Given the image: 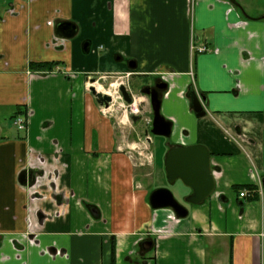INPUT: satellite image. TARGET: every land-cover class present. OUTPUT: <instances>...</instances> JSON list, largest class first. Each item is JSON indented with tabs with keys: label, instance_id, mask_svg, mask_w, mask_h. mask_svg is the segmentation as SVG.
Wrapping results in <instances>:
<instances>
[{
	"label": "crops",
	"instance_id": "1",
	"mask_svg": "<svg viewBox=\"0 0 264 264\" xmlns=\"http://www.w3.org/2000/svg\"><path fill=\"white\" fill-rule=\"evenodd\" d=\"M95 75L166 84L178 138L162 164L151 145L158 181L116 137ZM0 119V264H264V0H0ZM193 143L214 192L191 204L177 180L187 215L152 208L167 150Z\"/></svg>",
	"mask_w": 264,
	"mask_h": 264
},
{
	"label": "water",
	"instance_id": "2",
	"mask_svg": "<svg viewBox=\"0 0 264 264\" xmlns=\"http://www.w3.org/2000/svg\"><path fill=\"white\" fill-rule=\"evenodd\" d=\"M56 32L63 37H71L75 33V25L71 22H61L56 26ZM130 67H134L130 64ZM90 79V83H94ZM165 83H156L153 87L145 85L141 92L149 96L152 109V119L150 132L152 135L169 137L171 134V121L167 120L161 113V99L159 89H164ZM89 90L100 105L108 106L112 97L107 93L97 92L91 85ZM119 91L123 99L130 103L132 97L127 91L125 85L120 84ZM190 105L196 117L205 115L203 102L205 97L199 96L193 89L188 93ZM211 153L208 148L201 143L172 145L166 152L164 158V173L169 183L179 180L183 185L191 189V194L186 201L191 204H201L207 199L215 189V181L212 175L210 165ZM264 180V179H263ZM149 203L152 208H171L178 216L187 215V209L180 204L173 193L165 188L154 189L149 196ZM95 214V210H91ZM143 249H149L152 246L151 240H144L141 244Z\"/></svg>",
	"mask_w": 264,
	"mask_h": 264
},
{
	"label": "rangeland",
	"instance_id": "3",
	"mask_svg": "<svg viewBox=\"0 0 264 264\" xmlns=\"http://www.w3.org/2000/svg\"><path fill=\"white\" fill-rule=\"evenodd\" d=\"M95 82L89 84L93 85L97 92L107 93L112 97V102L109 106L101 105L103 111L108 117L113 120L115 134L118 138H124L125 141L129 140L131 142L135 141L137 144L134 145V155L137 164L142 165L147 172L150 174L146 177V180L149 182L153 179L155 182L158 181L156 178L157 167L154 163V157L152 155V149L157 148V157L162 164V155H163V146L168 143H174L178 138V129L173 121H171V134L169 137L164 136H154L150 132L151 128V119H152V110L150 106L149 96L141 92V88L145 85H154L155 79H149L146 82L139 81L138 77H131L130 80L120 79L115 75L108 77L98 78L97 75L91 77ZM120 84L125 85L127 91L132 97V100L136 102L138 108L137 114H130L128 103L123 99L119 86ZM91 92V91H90ZM162 103H161V112H162ZM164 116V115H163ZM166 118V117H165ZM9 118L2 122L8 123ZM1 121V119H0ZM13 124V123H12ZM150 136L152 142L149 145H146L145 138ZM149 143V142H148ZM152 145V149H151ZM161 145V147H160ZM127 149H130L128 146H125ZM152 155V156H151ZM152 157V158H150ZM164 166V161H163ZM159 172V171H158ZM159 184V182H158ZM161 185H164L165 188L169 189L177 201L180 199L176 196V187L178 183H169L168 181H160ZM212 256V248L209 247V257Z\"/></svg>",
	"mask_w": 264,
	"mask_h": 264
},
{
	"label": "built area",
	"instance_id": "4",
	"mask_svg": "<svg viewBox=\"0 0 264 264\" xmlns=\"http://www.w3.org/2000/svg\"><path fill=\"white\" fill-rule=\"evenodd\" d=\"M199 51H204L206 50V47L202 46V47H199L198 48ZM128 108H129V113L130 114H137V111H138V108L136 106V102L135 101H131L130 103H128ZM26 116L23 115V114H19V115H16L12 121L13 125L15 126V128L19 131H24L26 129ZM149 143L151 142V137L150 136H147V139H146ZM239 195L241 197L245 196L246 193L245 191H240L239 192ZM264 235V233L262 234Z\"/></svg>",
	"mask_w": 264,
	"mask_h": 264
},
{
	"label": "trees",
	"instance_id": "5",
	"mask_svg": "<svg viewBox=\"0 0 264 264\" xmlns=\"http://www.w3.org/2000/svg\"><path fill=\"white\" fill-rule=\"evenodd\" d=\"M241 188H244V189L248 190V192H249L248 193V199L249 200L255 199V198L258 197L256 186H254V185H238V186L235 187V190H238V189H241Z\"/></svg>",
	"mask_w": 264,
	"mask_h": 264
},
{
	"label": "flooded vegetation",
	"instance_id": "6",
	"mask_svg": "<svg viewBox=\"0 0 264 264\" xmlns=\"http://www.w3.org/2000/svg\"><path fill=\"white\" fill-rule=\"evenodd\" d=\"M92 79V78H91ZM157 83H162V82H157ZM156 84V83H155ZM154 84V85H155ZM154 85H149L150 87H153ZM163 89H159V93L162 91ZM131 96V95H130Z\"/></svg>",
	"mask_w": 264,
	"mask_h": 264
},
{
	"label": "bare ground",
	"instance_id": "7",
	"mask_svg": "<svg viewBox=\"0 0 264 264\" xmlns=\"http://www.w3.org/2000/svg\"><path fill=\"white\" fill-rule=\"evenodd\" d=\"M107 93H108V92H107ZM111 102H112V101H111ZM111 102H110V103H111ZM110 103H109V104H110ZM109 104H108V106H109Z\"/></svg>",
	"mask_w": 264,
	"mask_h": 264
}]
</instances>
